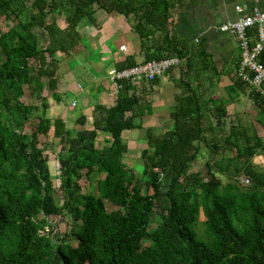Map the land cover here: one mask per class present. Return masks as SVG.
<instances>
[{
  "label": "trees",
  "instance_id": "obj_1",
  "mask_svg": "<svg viewBox=\"0 0 264 264\" xmlns=\"http://www.w3.org/2000/svg\"><path fill=\"white\" fill-rule=\"evenodd\" d=\"M181 4L0 0V20L14 22L0 28V264H264V170L251 165V158L264 151V139L239 122L223 130L224 100L211 89L222 73L203 40L194 43L174 33L173 10ZM97 9L134 18L131 27L140 39L143 62L180 59V91L164 132L142 127L143 101L129 93L133 85L127 80L120 81L113 105L96 107L92 128H67L62 117L46 114L48 96L42 91L51 96L57 87L56 55L78 44L79 22L95 23ZM55 12L64 16V28L47 21ZM38 27L47 35V46L39 44ZM256 29L250 30L253 36ZM260 60L264 63V49ZM135 64L128 57L118 68ZM239 64L240 53L225 89L231 100L241 95L252 99L261 121L264 99L247 89L237 73ZM24 85L43 100L36 121L30 120L35 106L20 100ZM76 122L85 124L86 117ZM134 128L143 130L147 144L140 151V177L123 160L129 147L122 132ZM50 131L60 146L61 203L38 141ZM103 134L109 139L101 145ZM201 150L226 153L205 161V176L189 174ZM242 175L249 183H241ZM106 200L117 208L107 211ZM66 215L71 228L57 235ZM155 215L159 222L149 232Z\"/></svg>",
  "mask_w": 264,
  "mask_h": 264
},
{
  "label": "crops",
  "instance_id": "obj_2",
  "mask_svg": "<svg viewBox=\"0 0 264 264\" xmlns=\"http://www.w3.org/2000/svg\"><path fill=\"white\" fill-rule=\"evenodd\" d=\"M236 5L246 8V11L254 6L264 10V0H182V4L173 10L174 33L183 40L205 42L212 63L222 73L221 82L224 78L231 79V68L239 49L237 42L228 33L220 31L218 26L237 17ZM93 17L95 23L87 18L79 22L76 28L80 36L78 44L70 49L65 58H59L60 72L57 87L51 93L52 103L49 110L52 111V116L62 117L67 128L68 120L74 122L80 115L86 117V123L91 120L86 126L92 128L93 112L96 107L107 108L115 103L117 93L113 91L112 84L107 78L109 68L119 67L128 57H132L135 63L144 61V55L140 51V39L136 33L131 32V22L127 18L103 9H97ZM179 75L180 70L173 66L155 79L153 84L139 80L138 84L129 90V93L139 95L143 101L144 108L140 119L142 127L151 128L157 133L156 129L165 125L164 119L170 125L169 112L175 104V94L180 91L177 82ZM229 84L231 82L223 83L224 86ZM217 89L215 85L214 97ZM224 91L227 96L223 99L231 102L229 94ZM245 97L247 98L246 95ZM245 97L239 103L236 101L237 104L234 106H241L243 101L249 100ZM141 130L138 128L124 130L122 138L130 132L127 134L129 137L139 138L137 143L146 142L144 135L138 134ZM102 136L99 141L101 145L109 139L104 134ZM127 144L130 149L129 141ZM202 152L206 153V150ZM207 154L210 152L207 151Z\"/></svg>",
  "mask_w": 264,
  "mask_h": 264
},
{
  "label": "rangeland",
  "instance_id": "obj_3",
  "mask_svg": "<svg viewBox=\"0 0 264 264\" xmlns=\"http://www.w3.org/2000/svg\"><path fill=\"white\" fill-rule=\"evenodd\" d=\"M32 2V0H28V4H30ZM54 20L57 22V24L60 27H64L65 26V21H64V16L62 14H60L59 12H55L54 14H50L47 16V21H51ZM88 20V19H87ZM86 20V21H87ZM129 20V19H128ZM127 20V21H128ZM130 20L133 21L134 18L132 16H130ZM129 20V21H130ZM90 21V20H89ZM87 21V22H89ZM128 21V22H129ZM14 24V22L12 21H5L3 19L0 20V28L2 30H6L9 26H12ZM91 25V23H88ZM132 28V27H131ZM131 32L135 33L134 29H130ZM34 31L36 32V34L38 35V41L39 44L44 47L47 46V35L42 31V29H40L39 27L34 29ZM239 49V48H238ZM240 53V50H239ZM67 55V54H65ZM65 55L62 54H57L56 57L60 58V57H64ZM63 58V59H64ZM60 62V61H59ZM58 62V67H59V72H60V65ZM182 64H179L178 66V70H180ZM58 72V74H59ZM177 72V71H176ZM231 78V77H230ZM224 78L221 82L220 77L217 78L215 77L214 80L212 81V85L214 84V86H217V92L216 97L219 98H224L226 97V93L224 90L225 86L223 85V83H227V82H231V79H226ZM221 82V85H219ZM214 86H211V89L214 91ZM216 89V88H215ZM221 89V90H219ZM43 93H45L47 97V102L49 104V106L47 107L46 114L49 117H54V115L52 116V111L49 110L50 106H51V101L52 99L50 98L51 96L47 95V91H42ZM41 92V93H42ZM243 97H245V95H241L238 100H231V102H227V99H223L224 100V105L227 111V115L224 118V125H223V130L227 131L228 128L230 127L231 124H237L238 122L249 128V132H251V129H255L257 130V133L259 134L260 137H262L264 139V115L261 116L260 115V120L261 121H257L258 118H256V115L254 114V110H257L258 107L256 105H254V102H252V99H248L245 97V99H247L248 101H243V105H236L234 106V104H237V102L239 103V101H242ZM46 98V97H45ZM20 100L26 104H32L35 106V110H33V113L30 114V120L32 121H36L37 117L41 114L42 111V98L40 97V92L38 91H31L27 85H24V93L23 95L20 96ZM237 101V102H236ZM258 116V115H257ZM65 121V120H64ZM215 121V118H214ZM91 120H88L87 123L85 124H78L76 122V120L73 122H71V120H68L67 122V126L69 128H73L74 130H77L79 128H82L86 125H88V123H90ZM164 124L163 126H159L156 130L158 131L157 133H162L164 132L169 125L167 124V122L165 121V119L163 120ZM222 130V131H223ZM25 134L27 135V137H30V129L28 124L26 125V128L24 129ZM130 132L126 133L123 138L126 142L129 141V146L130 149L127 152L126 156L123 158L124 162L126 163L127 166H129L130 168H134L135 169V174L140 177L141 175V171L143 168V161L140 158V151L141 149L145 148L147 146L145 141H139L138 143L137 138L135 137H129ZM219 133V132H218ZM217 133V134H218ZM140 134L139 136H142L144 134L143 130L139 131ZM220 135V134H219ZM218 135V137H219ZM136 136V135H135ZM139 139V138H138ZM38 141H39V145L44 149V152L47 154L48 156V164H49V169L52 175V181H53V186H54V191L55 194L58 198V203H61L62 198H61V194L59 192V184H60V171H59V163H58V159H57V154L58 152H60V146H59V142L57 138H54L52 136V132L50 131L49 134L47 135H39L38 137ZM134 141V142H133ZM221 141V140H220ZM203 150L200 151V154L198 156V159L195 160L194 162H192L187 170V172L189 174H193V173H198L200 172V174H202V176H205V161L206 160H217L220 158V153H226V151H220L218 150L217 152H215V154L211 153L207 154L202 152ZM229 155H231L230 152H228ZM251 165L254 169L257 170H264V151H258L252 158H251ZM247 178V177H246ZM239 179L244 182L243 180H245V176L242 175L239 177ZM241 182V183H242ZM105 208L107 209V211L110 210H114L117 208V206L113 205L112 203H110L109 201H105ZM159 222V218L157 215L154 216L152 224L150 225V228L148 229L149 232H151L156 224ZM70 225H71V217L69 215H66L63 217V219H61V222L59 223L58 227H57V235H62L64 233H68L70 230ZM72 244H76V240L73 239L71 241Z\"/></svg>",
  "mask_w": 264,
  "mask_h": 264
},
{
  "label": "built area",
  "instance_id": "obj_4",
  "mask_svg": "<svg viewBox=\"0 0 264 264\" xmlns=\"http://www.w3.org/2000/svg\"><path fill=\"white\" fill-rule=\"evenodd\" d=\"M237 17L221 23L220 31L228 33L238 45L240 50V64L238 76L247 89L258 92L264 99V63L260 60L261 51L264 49V10L254 6L249 11L236 5ZM257 27L253 36L250 30ZM180 59L176 56L151 59L129 67H111L107 71V78L112 84L115 93L121 87V80H127L133 86L139 80L150 82L162 76L170 67L178 66ZM75 102L72 103L74 105ZM242 183H249L245 177Z\"/></svg>",
  "mask_w": 264,
  "mask_h": 264
},
{
  "label": "bare ground",
  "instance_id": "obj_5",
  "mask_svg": "<svg viewBox=\"0 0 264 264\" xmlns=\"http://www.w3.org/2000/svg\"><path fill=\"white\" fill-rule=\"evenodd\" d=\"M150 118V117H149Z\"/></svg>",
  "mask_w": 264,
  "mask_h": 264
}]
</instances>
